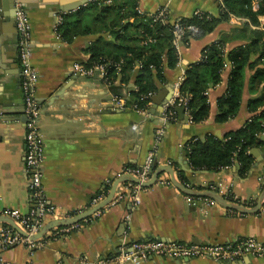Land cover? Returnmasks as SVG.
Returning a JSON list of instances; mask_svg holds the SVG:
<instances>
[{"label":"crops","instance_id":"crops-1","mask_svg":"<svg viewBox=\"0 0 264 264\" xmlns=\"http://www.w3.org/2000/svg\"><path fill=\"white\" fill-rule=\"evenodd\" d=\"M92 1L15 0L14 7L1 10L0 213L13 209L27 215L32 206L25 164L27 117L21 88L17 4L26 9L31 24V59L39 80L43 185L47 199L57 211V218L53 219L72 217L96 206L92 200L106 189V184L110 185V192L125 167L144 163L157 145L156 130L165 112L166 103L156 105L154 97L162 94L167 101L172 98L179 77L192 63L200 61L206 45L222 39L228 52L246 43L245 38L236 36L235 28L244 22L236 17L220 22L211 32L191 33L188 41L183 40L179 46L177 66L166 67L164 80L157 81L158 89L147 108H137L131 92L136 89L138 64L128 83L120 82V78L114 82L123 87L120 96L98 72L86 75L75 68L76 64L84 65L89 60L88 48L100 35L108 42L113 36L108 32H93L68 41L58 31L64 16L75 14ZM166 3L173 20L191 17L197 9L214 16L220 10L218 0H139V8L155 12ZM94 14L95 11L86 14L85 23L95 24ZM105 49L115 50L112 44ZM231 69L232 64L227 60L221 81L207 89L208 118L195 123L179 113L180 106L176 108L175 117L166 122L164 137L158 145L155 169L158 165H170L175 177L189 188L212 190L215 187L212 191L227 200L251 207L247 203H257L264 189V132L260 135L261 144L250 150L252 163L244 176L240 175L241 165L237 161L213 170L193 168L188 158L192 139H204L208 135L223 138L228 132L243 127L254 115L249 111L248 102L259 96L262 89L256 92L249 89L254 70L246 68L239 112L224 122L217 121L218 100L228 89ZM115 98H122L123 105H118ZM185 115H188L186 111ZM158 180L170 183L156 181L145 187L134 208L130 197L111 203L70 231L52 229L40 248L20 244L8 249L0 264H94L116 254L123 241L159 239L222 244L255 237L264 244V204L256 213H242L227 209L213 199L184 193L174 186L168 172L161 173ZM140 264H264V258L245 256L219 261L210 257L154 256Z\"/></svg>","mask_w":264,"mask_h":264},{"label":"trees","instance_id":"trees-1","mask_svg":"<svg viewBox=\"0 0 264 264\" xmlns=\"http://www.w3.org/2000/svg\"><path fill=\"white\" fill-rule=\"evenodd\" d=\"M225 7L219 10L218 16L205 13L202 17L192 15L183 17L184 24L199 27V33H208L222 21L232 17L244 18L243 24L236 27V36L245 38L246 43L226 52L222 39L206 45L201 52V59L192 63L186 70V76L180 86L183 95H189L188 110L192 121L197 123L209 116L210 102L207 89L221 81V72L228 61L232 64L228 89L218 100L217 121L224 122L239 112L245 84L246 68L254 70L249 80L252 92L262 89V93L248 102L249 111L254 115L245 125L228 132L223 138L208 135L204 139H192L188 150L189 163L193 168L220 170L231 166L235 161L241 165L240 175L244 176L252 163L250 150L261 144L260 135L264 132V0H259L257 10L253 9L252 0H223ZM139 0H112L104 5L98 0L79 9L73 15H66L58 31L68 41L74 37L97 32H108L113 40L108 42L103 35L93 42L88 51L91 57L84 63L87 68L105 64L107 81L116 95H123L120 82L128 83L135 72L136 89L131 92L137 108H147L152 96L158 89V80H164L166 67L175 68L179 62L178 50L175 47L173 24L171 21H153L151 17L138 12ZM95 11L96 23H85L86 14ZM131 18H134L131 21ZM198 34V33H197ZM191 33H186L188 41ZM151 39V40H150ZM112 44L115 49L107 52L106 46ZM256 56V57H254ZM261 85H263L261 87ZM180 105L178 101L172 110ZM182 181L183 175H180ZM109 184L105 188L109 189ZM256 202L247 205L254 206ZM65 226L54 230H60ZM49 238L45 235L41 241ZM35 249V248H34Z\"/></svg>","mask_w":264,"mask_h":264},{"label":"built area","instance_id":"built-area-1","mask_svg":"<svg viewBox=\"0 0 264 264\" xmlns=\"http://www.w3.org/2000/svg\"><path fill=\"white\" fill-rule=\"evenodd\" d=\"M100 3L107 5L111 4L112 0H98ZM219 8L225 7L223 0H218ZM254 10L259 7V0H252ZM138 12L142 15L151 17L153 21L169 22L173 24L174 40L173 43L177 50L181 42L184 40L186 33L193 34L199 33V27L194 24H184L181 18L172 19L169 9V3L162 5L155 12H146L138 8ZM205 12L197 9L194 15L202 17ZM211 15L208 13V16ZM238 19L245 20L244 18ZM16 27L19 34V60L21 66V88L25 101V115L27 117V132H26V157L25 164L30 177V193L32 206L29 214L22 215L18 211L8 209L0 216H9L17 220L21 226L33 235L38 233L45 225L48 219L54 220L57 218V211L55 207L49 202L45 195L43 185V139L39 127V117L41 115V107L37 100V86H38V73L34 67L31 59L30 39H31V24L26 9L21 5H16ZM264 29V27H262ZM151 40V39H150ZM75 68L85 73L86 75H93L96 72L104 79H107V70L105 64H97L93 67L87 68L84 65L76 64ZM186 71H183L175 85V91L172 98L165 104V112L163 115V122L156 130V147L150 151L144 163L138 167L127 166L123 170V175H128L139 182L133 180L122 181L117 185L114 197L111 201L112 204L123 201L130 197L132 208L140 202V192L145 188L141 182L148 181L155 170V157L158 150V145L162 141L165 131L166 122L175 117V111L172 107L176 102L185 108L189 119L192 117L188 110L189 95H183L180 92V86L184 81ZM148 96H153L150 93ZM118 105H123L122 98H115ZM137 128V125H134ZM157 181L161 184H169L170 181ZM110 189V188H109ZM109 189H105L101 194L95 196L92 200L93 205H97L108 194ZM215 190V187H211ZM110 203V204H111ZM78 227V223L71 226H65L63 231H70ZM58 228V227H57ZM26 244L33 249L40 248L44 245L41 239L31 241L28 237L23 236L15 228L0 223V260L3 259V253L8 249ZM169 257L173 259L180 258H194V257H210L219 261L235 260L245 256H254L264 258V244L255 237H246L236 240L235 242L222 243V244H202V243H183L179 241H163L159 239L127 242L123 241L119 251L105 259H100L94 264H140L149 259V257Z\"/></svg>","mask_w":264,"mask_h":264},{"label":"water","instance_id":"water-1","mask_svg":"<svg viewBox=\"0 0 264 264\" xmlns=\"http://www.w3.org/2000/svg\"><path fill=\"white\" fill-rule=\"evenodd\" d=\"M15 0H0V13L2 9H8L12 8V6H15ZM16 12V11H15ZM154 103L156 105H163L167 102L165 98L162 96V94L156 95L153 99ZM178 111L181 115L186 116L189 119L188 115H185V108L183 106H180L178 108ZM163 172H168L171 175V180L178 189L183 191L184 193L191 195V196H197V197H207L210 199H213L217 201L221 206L227 208V209H232L236 211H240L242 213H256L258 212L262 205L264 204V189L257 201V203L254 206H246L244 204L238 203V202H231L227 200L224 196L219 194L216 191L212 190H195L192 188H189L187 185L184 183L180 182L174 175V171L171 168L170 165H158L156 169L154 170L152 177L145 182H141L144 187H149L153 184L156 183L158 176L163 173ZM127 180H133L135 182L140 181L138 179H135L133 177H130L128 175H123L119 179L115 181V183L112 186L111 191L107 195V197L101 201L99 204L96 206L81 212L77 215H74L72 217H68L65 219H54L46 223L42 229L33 235H29L27 231L21 226V224L15 220L12 217L9 216H0V223L7 224L13 228H15L18 232H20L23 236L28 237L31 241H36L39 239H42L48 232H50L52 229L57 228V227H62V226H71L73 224L79 223L80 221L92 216L94 213L97 211L105 208L107 205H109L114 197L115 191L117 189V185L122 182V181H127ZM199 243V242H195Z\"/></svg>","mask_w":264,"mask_h":264},{"label":"rangeland","instance_id":"rangeland-1","mask_svg":"<svg viewBox=\"0 0 264 264\" xmlns=\"http://www.w3.org/2000/svg\"><path fill=\"white\" fill-rule=\"evenodd\" d=\"M233 18V17H232ZM241 24H243V23H241Z\"/></svg>","mask_w":264,"mask_h":264}]
</instances>
